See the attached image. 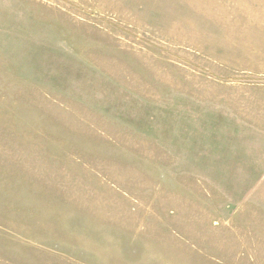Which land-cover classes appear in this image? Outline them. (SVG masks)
<instances>
[{
	"label": "rangeland",
	"instance_id": "obj_1",
	"mask_svg": "<svg viewBox=\"0 0 264 264\" xmlns=\"http://www.w3.org/2000/svg\"><path fill=\"white\" fill-rule=\"evenodd\" d=\"M0 264H264V0H0Z\"/></svg>",
	"mask_w": 264,
	"mask_h": 264
}]
</instances>
